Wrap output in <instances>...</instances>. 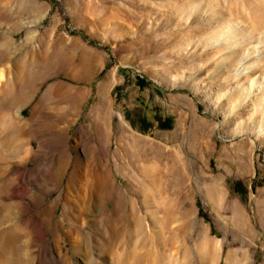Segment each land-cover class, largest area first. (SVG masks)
Returning a JSON list of instances; mask_svg holds the SVG:
<instances>
[{
    "label": "rangeland",
    "instance_id": "1",
    "mask_svg": "<svg viewBox=\"0 0 264 264\" xmlns=\"http://www.w3.org/2000/svg\"><path fill=\"white\" fill-rule=\"evenodd\" d=\"M15 220L30 264H264V0H0Z\"/></svg>",
    "mask_w": 264,
    "mask_h": 264
},
{
    "label": "bare ground",
    "instance_id": "2",
    "mask_svg": "<svg viewBox=\"0 0 264 264\" xmlns=\"http://www.w3.org/2000/svg\"><path fill=\"white\" fill-rule=\"evenodd\" d=\"M18 129H20L19 126H18ZM20 131H22V130L20 129ZM60 169H61V167L55 173L56 179L58 178V176L61 173ZM71 181H72L71 178H69L68 183L70 184ZM87 191H88V194L86 196V202L89 205V207H92L95 204V202L99 200L100 191H99V188L96 185V183H90L89 184L88 182H87ZM16 194H17V197L19 199L22 198V194L20 192H16ZM4 209H5V221L7 222L11 218H13L14 216H13V213H12L9 206L4 207ZM41 212L48 213L51 215L53 213L52 206L50 205V206L45 207L44 209H42ZM18 225H19V222H17L15 220L13 223L5 226V228L3 230L4 236H5L4 242H3V247H4V250L6 253V257H7L6 260L9 262V264H30L29 261L27 262V260H28V258H29V260L33 258L32 253H29L25 257L22 254V250L25 247V244L23 241H20V238L24 237L26 233ZM143 243H144L143 239H140L137 244L135 241L133 247H138V245H142ZM0 245H2V244H0ZM0 247H2V246H0ZM1 258H3V257L1 256Z\"/></svg>",
    "mask_w": 264,
    "mask_h": 264
},
{
    "label": "trees",
    "instance_id": "3",
    "mask_svg": "<svg viewBox=\"0 0 264 264\" xmlns=\"http://www.w3.org/2000/svg\"><path fill=\"white\" fill-rule=\"evenodd\" d=\"M195 206L197 207V210L200 211V204H199V201L198 200H196Z\"/></svg>",
    "mask_w": 264,
    "mask_h": 264
}]
</instances>
